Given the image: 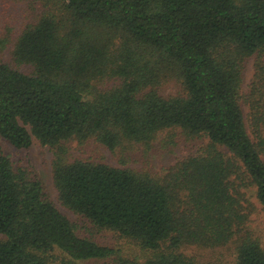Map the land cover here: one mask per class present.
Here are the masks:
<instances>
[{
    "label": "trees",
    "instance_id": "1",
    "mask_svg": "<svg viewBox=\"0 0 264 264\" xmlns=\"http://www.w3.org/2000/svg\"><path fill=\"white\" fill-rule=\"evenodd\" d=\"M35 1L0 35V138L48 148L60 205L128 244L84 235L0 151V264H203L189 249L264 264L246 229L248 191L264 208V0H23ZM157 140L202 142L160 172L71 152L94 142L146 155Z\"/></svg>",
    "mask_w": 264,
    "mask_h": 264
},
{
    "label": "rangeland",
    "instance_id": "2",
    "mask_svg": "<svg viewBox=\"0 0 264 264\" xmlns=\"http://www.w3.org/2000/svg\"><path fill=\"white\" fill-rule=\"evenodd\" d=\"M23 2H11L9 4H3L0 2V35L3 32L5 22L13 25L14 29L19 28V25L24 22L22 14L27 17V20H31V17L35 15L41 9V4L35 1L33 4ZM6 17H4V16ZM10 49L4 50L1 54L5 61H9L8 54ZM23 72H29L26 67H19ZM254 76L253 59L250 58L245 62L243 71V83L242 91L245 93L252 82ZM108 85V84H106ZM178 91V87L170 82L160 87V94L164 97L174 96ZM247 109L244 108V113L247 114ZM201 140L195 141L188 146H184L182 142L174 147L169 146L166 149H160L159 140L155 141L153 148L150 149L146 155H143L140 151V146H129L123 151L119 149L115 151H109L105 147H102L94 142H89L84 147H77L72 145V155L74 158L89 159L105 163L115 168H142L146 163H150L153 171L160 172L162 169H167L173 166L176 161L186 157L187 155L194 154L197 150V146L201 144ZM0 151L8 157L14 171L19 169L26 170L31 178L37 180L43 190V196L45 199L54 204L57 209L64 214L72 223L77 227H80V232L84 235L90 236L91 239L102 245L115 246L121 244L124 248H127V242L117 240L115 234L111 232L97 231L94 232L91 225L85 223L84 220L60 205L57 200L56 193L52 186L51 176V159L52 155L48 148L42 147L34 138L30 147L26 149H16L9 143L0 138ZM247 201L250 207H247L249 212V218L246 225V229L251 233L252 237L257 239L264 249V208L254 198V194L248 191L246 194ZM129 247V246H128ZM130 248V247H129ZM132 251L133 249L130 248ZM130 252V251H129ZM189 254H195L203 264H223L226 261L231 262L232 256L225 252V250L215 251H200L193 249L188 250ZM224 253V255H223ZM128 258V257H126ZM130 259L135 260L137 263L142 262V255H131ZM84 264H111L110 262H87Z\"/></svg>",
    "mask_w": 264,
    "mask_h": 264
}]
</instances>
